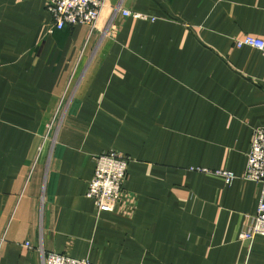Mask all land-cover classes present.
Returning <instances> with one entry per match:
<instances>
[{
  "label": "crops",
  "instance_id": "0c3cea01",
  "mask_svg": "<svg viewBox=\"0 0 264 264\" xmlns=\"http://www.w3.org/2000/svg\"><path fill=\"white\" fill-rule=\"evenodd\" d=\"M47 3L0 0V264H264V236L239 237L261 185L218 174L264 125V54L234 45L264 37V0H107L62 29ZM110 149L126 212L86 197Z\"/></svg>",
  "mask_w": 264,
  "mask_h": 264
},
{
  "label": "built area",
  "instance_id": "2783aa9c",
  "mask_svg": "<svg viewBox=\"0 0 264 264\" xmlns=\"http://www.w3.org/2000/svg\"><path fill=\"white\" fill-rule=\"evenodd\" d=\"M107 0H48L46 9L51 15L53 26L62 29L65 25L75 23L87 24L95 27ZM126 17L154 20L146 14L133 12L126 9L113 10ZM237 48L252 47L264 54V37L245 35L235 38ZM95 167L88 182L86 197L92 200L97 212L117 211L126 212L130 200L125 192L124 183L127 178V168L130 157L110 149L94 156ZM224 176L226 183H231L236 178L251 180L259 183L262 192L258 200L255 214L251 217L250 224L240 233L243 241L252 242L257 235L264 236V125L253 129L250 147L246 155L243 172L235 174L231 171H218ZM29 247V243H25ZM42 264H97L88 259H78L55 252H42Z\"/></svg>",
  "mask_w": 264,
  "mask_h": 264
}]
</instances>
